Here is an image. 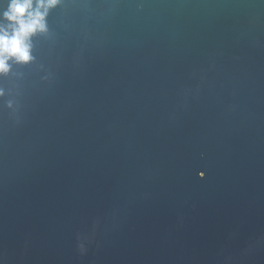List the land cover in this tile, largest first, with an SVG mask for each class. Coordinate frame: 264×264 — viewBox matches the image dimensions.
Instances as JSON below:
<instances>
[{
	"label": "water",
	"instance_id": "water-1",
	"mask_svg": "<svg viewBox=\"0 0 264 264\" xmlns=\"http://www.w3.org/2000/svg\"><path fill=\"white\" fill-rule=\"evenodd\" d=\"M45 20L0 74V264H264V0Z\"/></svg>",
	"mask_w": 264,
	"mask_h": 264
},
{
	"label": "clouds",
	"instance_id": "clouds-1",
	"mask_svg": "<svg viewBox=\"0 0 264 264\" xmlns=\"http://www.w3.org/2000/svg\"><path fill=\"white\" fill-rule=\"evenodd\" d=\"M59 0H9L0 13V74H7L9 60L27 63L32 59L31 37L47 30L46 16ZM2 94V93H0Z\"/></svg>",
	"mask_w": 264,
	"mask_h": 264
}]
</instances>
